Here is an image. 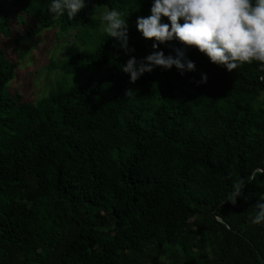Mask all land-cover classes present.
<instances>
[{
  "label": "trees",
  "instance_id": "trees-1",
  "mask_svg": "<svg viewBox=\"0 0 264 264\" xmlns=\"http://www.w3.org/2000/svg\"><path fill=\"white\" fill-rule=\"evenodd\" d=\"M51 2L0 0V36L14 12L36 23L32 36L92 28L97 8H115L134 52L100 35L68 58L91 76L32 104L6 92L17 65L0 49V264H264V223L249 219L264 171L226 202L236 179L264 169L259 64L229 72L174 40L156 51L181 48L195 70L155 67L131 83L122 66L154 51L136 27L153 0H85L71 19Z\"/></svg>",
  "mask_w": 264,
  "mask_h": 264
},
{
  "label": "clouds",
  "instance_id": "clouds-1",
  "mask_svg": "<svg viewBox=\"0 0 264 264\" xmlns=\"http://www.w3.org/2000/svg\"><path fill=\"white\" fill-rule=\"evenodd\" d=\"M85 0H52L49 12L59 18L65 13L71 19L85 8ZM151 14L138 17L136 27L145 40L153 41L154 51L142 60L131 57L122 71L135 83L155 67H175L181 75L195 70V64L186 58L185 51L175 48V56L156 51L159 45L178 41L184 48H195L210 62L225 67L229 72L245 64L257 63L264 72V0H153ZM126 11L111 9L101 19L104 32L117 40L125 53L129 48ZM164 20L168 22L165 23ZM182 21V22H181ZM207 82L203 76L201 83ZM134 93L126 91L128 97ZM257 169L247 178L233 182L226 202L233 205L243 195L244 186L255 179ZM255 205L257 211L249 219L252 224L264 223V198Z\"/></svg>",
  "mask_w": 264,
  "mask_h": 264
},
{
  "label": "rangeland",
  "instance_id": "rangeland-1",
  "mask_svg": "<svg viewBox=\"0 0 264 264\" xmlns=\"http://www.w3.org/2000/svg\"><path fill=\"white\" fill-rule=\"evenodd\" d=\"M105 11V7L96 9L92 28L80 23L73 29L62 30L55 24L48 29L38 30L32 36L24 34L37 29L36 23L14 12L8 20V36H0V49L4 57L17 65L6 92L11 96L18 94L25 101L37 104L58 88L85 81L91 76L87 65L80 63L73 70L68 58L74 51H93L97 38L105 33V24L101 19ZM255 106L264 107V93L256 98Z\"/></svg>",
  "mask_w": 264,
  "mask_h": 264
}]
</instances>
